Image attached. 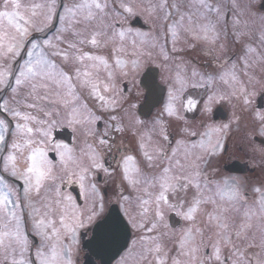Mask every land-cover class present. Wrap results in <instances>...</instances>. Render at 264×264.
<instances>
[{"label":"snow or ice","instance_id":"obj_1","mask_svg":"<svg viewBox=\"0 0 264 264\" xmlns=\"http://www.w3.org/2000/svg\"><path fill=\"white\" fill-rule=\"evenodd\" d=\"M144 4L145 0L139 5L136 0L67 4L0 0V257L4 264H75L82 230L94 228L92 241L103 246L118 243L129 226L137 237L116 264H264V184L253 188L259 197L249 204L236 178L213 180L206 171L223 149L222 139L232 124L208 123L212 105L235 98L247 107L257 86L264 90V51L246 45L242 66L226 61L227 66L221 65L217 72L202 73L192 66L189 75L186 61L177 64L168 100L148 128L125 94L132 90L121 82L131 77L135 86L136 75L154 57L160 60L157 67L167 68L171 53L182 51L176 47L180 31L216 45L226 5L224 0H146ZM231 6L237 7L236 0ZM138 8L164 28V44L158 35L130 25L129 18L137 15ZM238 23L234 20L233 27ZM46 31L53 35L32 36ZM260 40L264 48V31ZM95 49H110V54ZM219 50L224 54L226 45ZM22 54L27 58L20 63ZM143 82L149 97H155L159 85L150 72ZM217 82L227 86V95L214 90ZM189 86L206 88V99L185 102L182 97ZM177 104L185 111L199 105L205 131L198 140L192 139L198 133L188 126ZM253 119L258 122L253 135L264 137V112L254 113ZM101 121L103 131L97 128ZM172 121L184 122L175 146L168 130ZM239 121L234 118L237 126ZM63 127L85 138L79 152L54 139V129ZM125 133L135 138L138 155L123 151L115 167H106L104 156L112 152L116 135ZM89 137L93 142H88ZM49 152L58 159L49 158ZM260 152L264 155V148ZM101 172L105 183L119 176L115 191L123 219L119 214L105 215V194L96 182ZM6 177L20 181V187ZM72 185L78 187L79 198L65 190ZM241 203L244 211L236 222L227 213L239 211ZM209 204L212 211L204 207ZM25 210L40 241L35 260L29 255L32 244L24 228ZM169 213L187 224L179 234L166 220ZM201 214L206 217L204 227L197 224ZM206 229H211L207 238Z\"/></svg>","mask_w":264,"mask_h":264},{"label":"flooded vegetation","instance_id":"obj_2","mask_svg":"<svg viewBox=\"0 0 264 264\" xmlns=\"http://www.w3.org/2000/svg\"><path fill=\"white\" fill-rule=\"evenodd\" d=\"M227 19V18H226ZM135 17L132 19L131 26L135 27ZM247 45L246 40H242L240 43L241 48H244ZM208 46V44H207ZM207 46L202 47L200 49H197L196 51L192 52L193 58L192 62L196 64L197 67H199L200 63H204L203 60H206L208 72H212L215 69H213L214 61V54L212 53V50L209 49ZM89 50V49H85ZM93 51H96L98 54L102 55H109L110 49H95ZM245 50L243 49V52ZM244 55V54H242ZM203 59V60H201ZM140 74V73H139ZM136 75L135 77V86H133L131 82V77H129L127 80L121 82L122 87H126L127 89H131V92L126 91V95H128L131 98V103L136 104L135 112L140 117L141 120L145 122V125L148 128H151V118L154 116L153 113L149 114L148 116H142L139 111V106L142 104L144 100V91L139 86V76ZM86 98V97H85ZM89 106H91V102H89ZM256 109L261 111L263 110L264 106H261V103L256 100L255 102ZM127 107V105H125ZM255 113V112H254ZM240 115L242 120H240L239 124H243L244 131L239 137V140L237 139L236 132L231 130L228 132L227 136L223 137L222 143H223V149L219 151V155L217 157H214L211 159V163L207 167L206 171L209 175V177L213 180H220L223 178H236L237 181H239L244 188L245 196L247 197V202L251 204L253 200L258 199L259 194L253 192L254 187H258L261 184H264V155L261 154L260 149L264 148V143L260 141L259 138L261 136L259 135H253L254 130L257 127L258 122L255 121L251 117L248 116L247 107H241ZM254 115V114H253ZM156 116V115H155ZM185 116V115H184ZM199 118V113H194L192 115V118H186L190 121L197 120ZM226 118V117H225ZM222 119H214L212 116L209 120V123L211 124H223L224 121H227ZM249 119H251L254 123L249 127L247 124L249 123ZM181 126V124L178 125V127ZM103 121L97 123V128L99 131H103ZM172 125L169 126V135L170 140L172 142V145L175 146L176 140L180 139V135L178 134V129L174 128L171 129ZM250 131V133L248 132ZM73 131L70 128L63 127V128H57L53 131V137L55 140L68 144L70 147H74L77 144H80L84 146V137L83 136H77V134H72ZM247 134H250V136L253 139V148L249 147L247 145ZM75 138V139H74ZM155 138V137H154ZM199 133L196 137H193L192 139H199ZM92 137L88 138V142H93ZM215 141V134H213V142ZM241 142V143H240ZM243 142V143H242ZM117 145L120 146L119 150H117ZM123 151H129L134 155H138L136 153V143L135 138L132 136L131 133H125L123 135L117 134L116 135V143L113 146V150L111 153H107L104 156V163L106 167H115L116 161L120 158L121 152ZM52 155L53 152H50ZM55 154V153H54ZM56 157L53 156L52 159H55ZM235 162H238L240 164H243V167L239 168L235 165ZM148 170V169H147ZM151 171V170H149ZM236 171V172H235ZM237 171H241L240 173H237ZM6 179L11 182L13 185L20 187L21 185L20 181L15 180L12 177H6ZM105 181V177H104ZM66 191H70L73 196H76L79 198V189L77 186L72 185L70 188L65 189ZM106 193V191H104ZM116 196V195H115ZM107 197V196H106ZM108 203H106L105 208V214L107 213L108 209L115 205L118 207L119 211L121 212L122 216L123 213L119 207V203L116 199H107ZM207 211H212L213 206L212 205H205L204 206ZM238 207H240V214H233L229 215L234 221L239 222L242 218V213L244 211V205L243 203L239 204ZM25 223L24 228L28 232L30 242L32 244V249L30 252V256L33 260H35V249L39 245V237L35 236L31 231V221L27 218V210H25ZM124 218V217H123ZM166 220L168 224L170 225V228L174 230L177 234H179L180 229L187 226L186 222L182 220L180 217L176 216L174 213H169L166 215ZM206 217L201 214L197 217V224L201 227L205 226ZM252 223L254 226L259 224V220L257 218H253ZM93 229L88 230H82L79 237V245L76 249L75 253V264H84L90 263V264H106L105 260L103 259L105 255H100L98 257H95L91 252L90 249H93V242L91 241L93 238L92 234ZM255 231V228H254ZM211 235V229H206L205 231V237ZM137 233L129 226V233L126 237V246L125 248L118 254V256L112 260V262H109L107 264H116V262L120 259L122 255L125 254V252L128 250V247L131 245L132 241L136 239ZM256 252H259L260 249H255Z\"/></svg>","mask_w":264,"mask_h":264},{"label":"rangeland","instance_id":"obj_3","mask_svg":"<svg viewBox=\"0 0 264 264\" xmlns=\"http://www.w3.org/2000/svg\"><path fill=\"white\" fill-rule=\"evenodd\" d=\"M23 4H29V3H42L43 0H21ZM71 0H65V4L70 3ZM62 3H64V0H62ZM136 3L139 5L141 3V0H136ZM224 3L226 5L225 9V15L222 18V23L218 26L220 29V38L217 41L216 45H209L207 46V43L203 41H198L192 38V36L186 32L180 31V39L176 44V47L178 49H182V51L171 53L173 56V59L169 62L167 68L163 67H157V65L160 63V60L158 57H154V61L151 63H148L145 67H157L159 70V83H161L165 87V94L162 102L160 105L153 111L154 116L151 118V125L152 122L157 118L159 115L161 109L163 108L164 104L168 100V87L169 83L171 82L170 78L175 74L177 71L176 65L180 64L182 61H186L188 64V69H189V75H190V69L192 66H195L200 72L202 73H208V67L206 60H203L204 63H200L199 67L196 66L194 62H192V52L196 51L197 49H200L202 47L207 46L209 49L212 50V53L214 54V61L215 63L213 64V69H215L212 72H217L221 69V65H225V62L227 61L228 63L231 62H236L238 65L242 66V60L240 57H242L244 52L246 51V48H241L240 43L242 40L247 41V45L251 46L252 48L256 49L257 51H264V48L261 47V40H260V35L261 32L264 31V20L261 18L264 17V12L259 9V3L260 0H236L237 7L235 9L232 8L231 6V0H224ZM146 6V0L145 4ZM63 9V8H62ZM58 11L62 12L63 10L58 9ZM135 18H138L140 22L142 23V27L136 26L134 28L140 29L143 32H149L152 33L153 35H158L159 36V42L161 44L165 43V35H164V28L157 22L153 23L152 20H150L145 13L142 11L137 10V15L134 16ZM227 18V19H226ZM133 17L129 18V23L131 25ZM213 19L215 17L213 16ZM238 20L239 23L235 25V28L233 27V21ZM226 21V23H224ZM7 22L5 21V24ZM57 27H59V21H54ZM241 33L239 37L236 36L235 33ZM33 37H44V36H52L53 31H46L44 34L41 33H32ZM225 44L226 45V52L222 54L220 52V45ZM190 45H195V47H190ZM168 48L169 52H171L172 45L171 43H168L166 45ZM243 49L245 50L243 52ZM130 51V50H129ZM23 55V54H22ZM27 58V57H26ZM23 62V59H20V63ZM15 66V65H14ZM214 90H218L220 92H224L226 95L230 91L227 86L223 85L222 83L217 82L214 85ZM207 96V90L204 87H199V88H192L188 87L187 91L184 93L182 99L186 102L188 98L193 99L194 101H203L206 99ZM259 96H263V104H264V90H261L259 86H257L256 89V94L252 97H250L251 103L247 106V112H248V118L251 117L253 118L254 112H264V108L261 111L256 109L255 102L256 99ZM221 106L223 110L226 113V118L224 123H229L232 122L231 128L233 131L236 132L237 139L239 140V137L244 131L243 124H237L234 122L235 117H239L240 120H242L240 111H241V105L240 103L235 100V98L229 100V99H224L220 100L219 102H214L212 105V109L214 110L216 107ZM177 107L180 109V112L182 115H185L186 118H192V115L194 113H199V118L197 120H187L188 126L191 128V130L196 131L197 133L205 131L204 124L201 122V115L200 112L197 109H193L192 111H185L184 108L180 107L179 104H177ZM212 110V112H213ZM156 115V116H155ZM212 116V113H211ZM210 116V119H211ZM165 119H169L165 117ZM209 123V121H207ZM240 122V121H239ZM254 122L249 119V123L247 124L249 127L253 124ZM181 124L183 126L184 122H175L172 121L170 125H172L171 129L174 128H179L178 125ZM217 125V124H216ZM219 125V123H218ZM250 133V131L248 130ZM74 134V133H72ZM247 145L249 147L254 146L253 144V139L250 136V134H247ZM75 139V138H74ZM241 143V142H240ZM243 143V142H242ZM77 149V152H79V149L81 147H84L83 145L80 146V144H77L74 146ZM56 157V155L53 153L52 155L49 152V158ZM55 159H58L57 157ZM146 171H149L146 169ZM104 174L98 173L96 175V182L99 184L101 188L102 194H105V208H106V203H108L107 199H116V185L120 183L119 176L117 175L115 178V181H109L108 183H105L104 181ZM106 191V193H104ZM254 192V191H253ZM255 193V192H254ZM127 194V193H125ZM107 196V197H106ZM239 211H236L234 209H230L227 215H233V214H240V207ZM0 264H4L3 258L0 257Z\"/></svg>","mask_w":264,"mask_h":264},{"label":"water","instance_id":"obj_4","mask_svg":"<svg viewBox=\"0 0 264 264\" xmlns=\"http://www.w3.org/2000/svg\"><path fill=\"white\" fill-rule=\"evenodd\" d=\"M147 72H150L151 74H152V76L155 78V80H156V72H155V70L154 69H151V68H148L146 71H145V73H147ZM144 73V74H145ZM144 74H143V77H142V79H141V83L143 84V87L145 88V86H144ZM146 89V88H145ZM146 91H147V99H146V106H151L152 104H154V101L156 100V96L155 97H149V93H148V90L146 89ZM149 104H151V105H149ZM108 214H119L118 213V211H117V209L115 208V207H112L111 209H110V212L108 213ZM120 215V214H119ZM127 234V233H126ZM120 249H121V247L119 246V247H117L115 250H113V251H115L116 253H118L119 251H120Z\"/></svg>","mask_w":264,"mask_h":264}]
</instances>
